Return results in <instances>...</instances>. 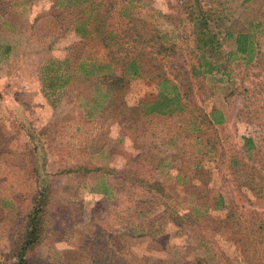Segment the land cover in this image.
<instances>
[{
    "label": "rangeland",
    "instance_id": "1",
    "mask_svg": "<svg viewBox=\"0 0 264 264\" xmlns=\"http://www.w3.org/2000/svg\"><path fill=\"white\" fill-rule=\"evenodd\" d=\"M57 1L0 0V262L16 264L10 249L21 238L24 211L34 190L31 164L37 162L39 175L51 183L53 192L46 233L29 253L30 264H101L92 262L90 255L102 252L115 259V241L133 248L138 260L130 264H216L225 257L231 264H264V125L248 117L254 110L264 116L262 0H203L219 23L232 22L250 31L260 55L247 67L231 62L226 72L213 70L193 81L196 106L207 112L222 110L226 122L212 129L200 125L191 136L182 132L176 117L141 115L140 110L123 107H139L152 99L156 80L119 79L117 48L110 54L100 42L80 39L73 31L74 17L85 4ZM133 10L144 21L139 27L178 43L180 55L186 57L191 24L184 0H147ZM226 49L223 43L221 50ZM64 58L68 69L61 64L56 80L51 61ZM80 62L96 71L100 66L97 77L82 76L77 71ZM112 72L114 90L105 100L100 75ZM243 136L254 142L255 162L242 151ZM197 162L209 170L211 179L182 183L187 180L182 174L197 168ZM84 164L100 169L85 172L77 167ZM124 170H138L165 190L181 191L178 206L184 210L193 207L204 214L203 207L210 206L218 192H224L228 208L207 211L192 225L165 224L148 238L127 234L108 217V206L114 213L120 203L89 191L102 176L112 183ZM254 188L262 193L255 194Z\"/></svg>",
    "mask_w": 264,
    "mask_h": 264
},
{
    "label": "trees",
    "instance_id": "2",
    "mask_svg": "<svg viewBox=\"0 0 264 264\" xmlns=\"http://www.w3.org/2000/svg\"><path fill=\"white\" fill-rule=\"evenodd\" d=\"M70 1L79 7L85 4L74 17L73 31L76 36L80 39L100 42L110 50V54H113V47L120 52V56H116L122 67V75L119 79L144 76L156 80L157 92L152 99L141 101L139 107L133 105L127 108L122 103L123 107L131 111L140 110L141 115L155 113L176 117L183 124L181 130L187 132V136H191L192 131H198L200 125H204L206 129H212V126L226 122V116L222 110L212 108L207 112L196 106L191 92L193 81L196 82V78L203 77L205 73L213 70L226 72L231 62H238L247 67L252 65L260 55L254 35L250 31L239 30L240 28H236L232 22L219 23L218 17L211 13L208 4L203 0V2L184 0V9L191 24L189 33L186 34L188 42L186 57L180 55L182 48L178 43L166 42L160 34H149L139 27L138 23L143 25L144 21L136 16L133 9L137 5L147 3V0H122L117 10L114 9L117 0ZM57 5H62V2L57 1ZM261 5H264V0L261 1ZM260 12V19H264V8ZM223 43L227 46L224 52L221 50ZM6 50L9 52L11 46H7ZM61 64H65L68 69V58L58 60L56 64L51 61L50 69L55 71L56 80L60 78L56 72ZM78 66L77 71L85 77H91L90 75L97 77L100 69V66L97 71L92 66L86 68L81 62ZM175 68L176 71H174ZM112 74L113 72L100 75V82L104 84L106 91L101 92L105 100L110 99L113 94ZM54 83V81L50 82L51 85ZM262 86L263 84H260V91ZM248 117L254 121L260 120V124L264 125V116H259L256 110L250 111ZM218 141L217 139L214 142L218 143ZM252 150H255L253 140L243 136L242 151H248L250 160L255 162L251 155ZM232 163L240 164L241 162L234 160ZM196 165L197 168L195 167L191 172L185 171L182 174L183 179L187 178L182 183L190 184L189 181L206 183L211 179L209 170L202 162H197ZM240 165L244 166L245 163L242 162ZM77 167L85 172L100 169H94L87 164L77 165ZM245 167L252 169L254 166L246 164ZM30 178L34 190L30 196L29 205L24 211L21 238L10 249V257L16 260V264H30L33 261L29 253L43 240L46 233L49 198L53 192L51 183L46 182L45 177L39 175L37 162L34 165L31 164ZM158 183V181L148 180L138 170H124L117 172L112 183L106 182L102 176L97 186L89 191L120 203L116 205L114 213L110 212L111 208L108 206V217H112L124 227L127 234L144 235L147 238L155 235L165 224L177 227H182L184 224L192 225L196 219L203 218L207 211L228 208L224 192H218L212 204L203 207L204 214L201 210L193 211V207L184 210L178 206V195L181 191L176 193L169 188L165 190ZM258 193H262L260 188L256 189L255 194ZM156 211L160 212L155 214ZM3 215L0 200V219ZM115 242L117 245L115 252L118 255L115 259L111 254L103 257L102 252H99L90 255L91 259H94L90 260L101 264H130L133 259L137 263L138 256L134 254L132 247L121 244L119 241ZM253 246L256 248L254 244ZM256 252L260 254L258 250ZM143 258L146 259L145 256ZM197 261L202 263L200 258ZM37 264L42 263L37 262ZM172 264L188 263L175 260ZM216 264H231V261L225 257L222 262L218 260Z\"/></svg>",
    "mask_w": 264,
    "mask_h": 264
}]
</instances>
